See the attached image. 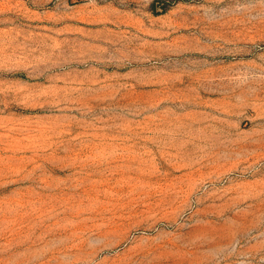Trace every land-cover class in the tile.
<instances>
[{
	"label": "rangeland",
	"instance_id": "obj_1",
	"mask_svg": "<svg viewBox=\"0 0 264 264\" xmlns=\"http://www.w3.org/2000/svg\"><path fill=\"white\" fill-rule=\"evenodd\" d=\"M0 264H264V0H0Z\"/></svg>",
	"mask_w": 264,
	"mask_h": 264
}]
</instances>
